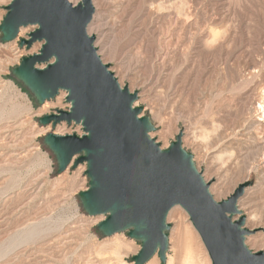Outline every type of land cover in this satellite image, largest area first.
<instances>
[{"label": "rangeland", "instance_id": "rangeland-1", "mask_svg": "<svg viewBox=\"0 0 264 264\" xmlns=\"http://www.w3.org/2000/svg\"><path fill=\"white\" fill-rule=\"evenodd\" d=\"M10 2L0 0V24ZM100 2L88 33L120 85L136 92L140 115L154 126L150 136L166 147L182 132V148L217 201L249 182L237 207L251 230L246 245L264 251V0ZM34 28L0 41V264H134L140 242L126 232L103 235L96 227L103 215L82 208L86 164L58 173L43 143L47 132L82 133L74 123L38 122L69 108L65 91L39 104L12 73L41 47L20 46ZM166 221L164 264H191L190 247L199 264L204 256L211 263L180 205Z\"/></svg>", "mask_w": 264, "mask_h": 264}, {"label": "water", "instance_id": "water-1", "mask_svg": "<svg viewBox=\"0 0 264 264\" xmlns=\"http://www.w3.org/2000/svg\"><path fill=\"white\" fill-rule=\"evenodd\" d=\"M5 9L1 42L15 39L28 25L35 28L20 46L42 42L38 52L21 58L13 75L37 103L63 90L70 104L67 110L38 117V122L81 126V134L47 132L43 143L54 154L58 173L86 164L88 187L78 197L87 215H103L96 224L103 235L126 232L138 240L134 264H145L155 254L164 264L167 215L180 205L211 264H264V251L254 252L245 243L251 230L243 226L245 216L237 207L249 182L217 201L192 154L182 148V132L164 148L150 136L154 126L147 115H140L141 106L134 105L136 92L120 85L88 33L92 0H11Z\"/></svg>", "mask_w": 264, "mask_h": 264}, {"label": "bare ground", "instance_id": "bare-ground-1", "mask_svg": "<svg viewBox=\"0 0 264 264\" xmlns=\"http://www.w3.org/2000/svg\"><path fill=\"white\" fill-rule=\"evenodd\" d=\"M69 1H71L72 3H74V4H76L77 2H78V0H69ZM101 0H92V3H93V6H94V9L97 11V9H99V11H101V2H100ZM106 7V6H105ZM104 9V8H103ZM101 28V27H100ZM65 94H66V92H65ZM135 104V103H134ZM135 106H136V104H135ZM166 133V132H165ZM162 148H164V147H162ZM84 169V168H83ZM244 200V199H243ZM248 204V203H247ZM251 216V215H250ZM255 218V217H254ZM253 219V218H252ZM253 225V224H252ZM205 257V258H204ZM203 258H204V262H205V264H211L210 263V261H208V259H207V257L206 256H204ZM196 257H195V255H194V249L193 248H191L190 247V259L192 260V261H190V263L191 264H199L198 263V261H196V259H195ZM168 261H167V263L166 264H173L172 263V260H170V259H167ZM200 261V260H199ZM156 262H157V260H156V258H155V255L151 258V259H149L145 264H156ZM201 263H203V261H200Z\"/></svg>", "mask_w": 264, "mask_h": 264}]
</instances>
